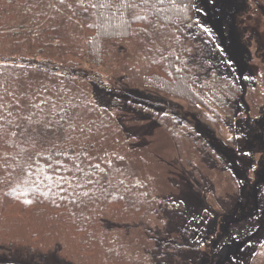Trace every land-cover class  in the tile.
Returning <instances> with one entry per match:
<instances>
[{
    "label": "rangeland",
    "instance_id": "374dc122",
    "mask_svg": "<svg viewBox=\"0 0 264 264\" xmlns=\"http://www.w3.org/2000/svg\"><path fill=\"white\" fill-rule=\"evenodd\" d=\"M69 1L27 0L15 9L16 21L8 22L11 30H36L47 21L41 26L54 33L49 17L56 16L57 35L63 39L32 36L28 53L20 54L34 59L17 67L7 90L20 119L29 112L47 118L71 100L88 110L95 130L82 141L90 145L101 174L114 168L113 180L127 189L124 197L142 207L150 196L148 206L154 203L142 212L159 217L146 229L134 221L105 218L111 239L131 259L146 255V264H264V227L257 229L260 222L264 225V0L194 2L198 29L189 34L192 44L185 40L192 59L202 64L203 52L220 76L243 90L236 116L223 117L228 127L212 122L200 107L144 88L146 51L153 57L172 46L157 35L165 30L175 41L172 30L148 22L147 29L154 27L153 42L135 35L109 44L105 63L95 67L86 57L83 36L70 35L73 14L63 12ZM140 8L134 7L132 16L144 17ZM0 53L6 60L18 59L10 46Z\"/></svg>",
    "mask_w": 264,
    "mask_h": 264
},
{
    "label": "trees",
    "instance_id": "16d2710c",
    "mask_svg": "<svg viewBox=\"0 0 264 264\" xmlns=\"http://www.w3.org/2000/svg\"><path fill=\"white\" fill-rule=\"evenodd\" d=\"M26 1L0 0V48L10 46L18 57L9 61L0 53V264H11L7 256L16 261L12 264H146V255L138 260L126 255L104 225L109 216L113 222L134 221L141 228L151 227L159 217L142 211L152 207L154 200L148 206L152 200L148 196L140 207L134 198L124 197L127 189L119 186L123 182L113 180L114 168L101 174L90 157V145L82 141L95 130L88 110L71 100L47 118L29 112L20 119L19 106L7 92L16 80L17 67L34 63L29 56H20L28 53L32 36L41 41L63 40L57 35L56 16L49 17V26L54 22L57 29L54 33H49L47 25L42 27L47 21H40L36 30L8 28L9 20L16 21L15 9ZM194 2L71 0L63 12L73 14L70 35L83 36L86 57L95 67L105 63L109 44L131 41L135 35L148 44L153 42L154 27L147 29L148 22L172 30L175 41L172 33L165 36V30L157 31L172 46L153 57L146 51L150 60L142 76L144 88L200 107L212 122L228 127L223 117L236 116L234 107L243 90L237 82L220 76L203 52L202 64L192 59L185 40L189 38L192 44L189 34L198 29ZM134 7H141L144 17L132 16ZM54 12L60 15L58 9ZM198 33L203 35L201 29ZM263 227L260 222L257 229Z\"/></svg>",
    "mask_w": 264,
    "mask_h": 264
}]
</instances>
